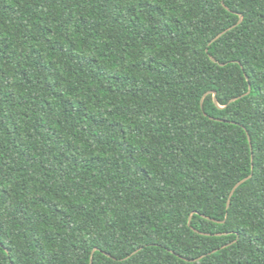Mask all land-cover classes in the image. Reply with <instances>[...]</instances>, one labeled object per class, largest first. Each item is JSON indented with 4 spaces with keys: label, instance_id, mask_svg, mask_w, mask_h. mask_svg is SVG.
I'll list each match as a JSON object with an SVG mask.
<instances>
[{
    "label": "trees",
    "instance_id": "1",
    "mask_svg": "<svg viewBox=\"0 0 264 264\" xmlns=\"http://www.w3.org/2000/svg\"><path fill=\"white\" fill-rule=\"evenodd\" d=\"M0 264H264V0H0Z\"/></svg>",
    "mask_w": 264,
    "mask_h": 264
},
{
    "label": "water",
    "instance_id": "2",
    "mask_svg": "<svg viewBox=\"0 0 264 264\" xmlns=\"http://www.w3.org/2000/svg\"><path fill=\"white\" fill-rule=\"evenodd\" d=\"M223 4H224V3H223ZM224 5H225V4H224ZM242 20H243V16L240 15V21H239V23L242 22ZM230 29H231V28H230ZM230 29H227V30H225L224 32L220 33V34L216 37V39H218L220 36H222L224 33H226L227 31H229ZM216 39H215V40H216ZM211 59H212L214 62H217V60H216L215 58L211 57ZM222 65H223V64H222ZM213 94H214V101H215V104H217L218 101H217V98H216V93L213 92ZM204 97H205V96H204ZM237 99H238V98H234L232 101H235V100H237ZM203 100H204V98L202 99V103H203ZM232 101H231V102H232ZM202 103H201V104H202ZM217 105L219 106V104H217ZM202 107H203V104H202ZM219 107L223 108L222 106H219ZM251 177H252V175H250L249 177L244 178L243 180L239 181V182L235 185V187L233 188V190H232V192H231L230 199H231L233 193L235 192V190H236L240 185H242L245 181H247L248 179H250ZM229 202H230V200H229ZM229 202L227 203L228 206L230 205ZM189 225H191V218H190V221H189Z\"/></svg>",
    "mask_w": 264,
    "mask_h": 264
}]
</instances>
